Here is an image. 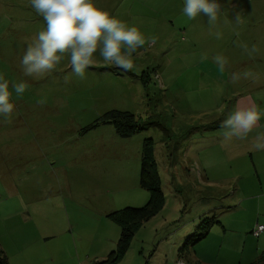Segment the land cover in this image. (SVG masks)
<instances>
[{
    "label": "rangeland",
    "instance_id": "374dc122",
    "mask_svg": "<svg viewBox=\"0 0 264 264\" xmlns=\"http://www.w3.org/2000/svg\"><path fill=\"white\" fill-rule=\"evenodd\" d=\"M95 2L147 38L133 69L97 53L83 78L67 56L25 76L44 21L30 0H0V75L27 83L0 116V251L9 264H264V150L251 147L264 118L244 140L220 126L264 84V0H218L212 24L183 0ZM144 160L157 191L141 185Z\"/></svg>",
    "mask_w": 264,
    "mask_h": 264
},
{
    "label": "clouds",
    "instance_id": "9594fccd",
    "mask_svg": "<svg viewBox=\"0 0 264 264\" xmlns=\"http://www.w3.org/2000/svg\"><path fill=\"white\" fill-rule=\"evenodd\" d=\"M30 6L45 26L28 43L21 58L22 71L28 77L50 74L67 56L71 72L83 78L97 53L105 63L131 70L132 55L146 44L147 38L137 26L99 7L95 0H30ZM220 11L218 0H183L182 12L189 20L207 16L212 24ZM215 59L223 70L226 61L220 56ZM237 79L234 74L233 81ZM26 89L27 83L21 81L12 83L10 90L9 82L0 75V116L14 111L13 92L20 97ZM262 116L264 110L256 106L239 107L220 126L227 130L226 139L244 140ZM251 147L264 150V135H258Z\"/></svg>",
    "mask_w": 264,
    "mask_h": 264
},
{
    "label": "trees",
    "instance_id": "16d2710c",
    "mask_svg": "<svg viewBox=\"0 0 264 264\" xmlns=\"http://www.w3.org/2000/svg\"><path fill=\"white\" fill-rule=\"evenodd\" d=\"M106 116H108V119L115 122L116 125L128 124L131 127V125L134 122V116L131 113L126 112V111H119V110L114 109V110H111L110 112H108L106 114ZM120 122H122V123H120ZM121 135L124 137L130 136L129 133H121ZM141 185L145 188L152 190V191H157V189H158L157 182L154 179L153 173L149 169V165H148V162L146 160H144L142 162ZM148 209H149V207H144L142 209L127 208L125 210H122L121 212L126 213L125 215H122L123 217H125L127 215H139L141 213H147ZM119 219L122 221L121 225H122V240H123V238H127L130 234L129 235L127 234L128 229H127V224L125 223L127 220L124 218H119ZM111 255H113V254H111ZM115 259L116 258L111 256L107 261H104L103 263L113 262V261H115ZM262 259H264V254L262 256ZM0 264H9L7 257L3 255L2 251H0Z\"/></svg>",
    "mask_w": 264,
    "mask_h": 264
},
{
    "label": "crops",
    "instance_id": "0c3cea01",
    "mask_svg": "<svg viewBox=\"0 0 264 264\" xmlns=\"http://www.w3.org/2000/svg\"><path fill=\"white\" fill-rule=\"evenodd\" d=\"M250 83H251L250 85L251 87H249L248 93L246 94V96H242V98L238 100L237 104L243 100V101H247L250 106H256L257 108L260 107L261 110H264V99H263L264 95L261 92V90H264V84L256 83L254 78L251 80ZM262 118H264V116H262ZM257 123H259V121ZM251 197L252 195L248 196L247 198H251Z\"/></svg>",
    "mask_w": 264,
    "mask_h": 264
},
{
    "label": "built area",
    "instance_id": "2783aa9c",
    "mask_svg": "<svg viewBox=\"0 0 264 264\" xmlns=\"http://www.w3.org/2000/svg\"><path fill=\"white\" fill-rule=\"evenodd\" d=\"M263 231H264V225H262V224H258V225L256 226V228H254V230L252 231V233H253L255 236L259 237L260 234L263 233Z\"/></svg>",
    "mask_w": 264,
    "mask_h": 264
}]
</instances>
